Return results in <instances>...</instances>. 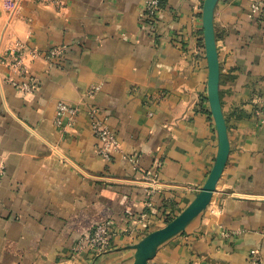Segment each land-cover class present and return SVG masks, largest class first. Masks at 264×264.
<instances>
[{
	"label": "crops",
	"instance_id": "obj_1",
	"mask_svg": "<svg viewBox=\"0 0 264 264\" xmlns=\"http://www.w3.org/2000/svg\"><path fill=\"white\" fill-rule=\"evenodd\" d=\"M159 1L151 29L143 0H0V264H134L135 245L202 189L218 153L204 0ZM249 5L219 0L213 15L226 165L208 206L149 263L251 264L255 249L264 264V17L250 18ZM16 44L40 83L30 94L9 83ZM51 49L62 55L47 60ZM91 85L100 90L89 99ZM58 100L81 109L65 129L54 124ZM86 104L140 156L136 169L96 154ZM106 219L129 232L102 255L75 254Z\"/></svg>",
	"mask_w": 264,
	"mask_h": 264
},
{
	"label": "built area",
	"instance_id": "obj_2",
	"mask_svg": "<svg viewBox=\"0 0 264 264\" xmlns=\"http://www.w3.org/2000/svg\"><path fill=\"white\" fill-rule=\"evenodd\" d=\"M44 1L54 2L55 0ZM143 1L144 9L141 18L144 23L146 22L147 25L153 29L160 18V1ZM249 17H264V0H250ZM23 50L24 48L22 46L16 44L15 47L8 51V56H6L4 60L12 74L9 78V83L23 93L30 94L38 90L40 83L38 79L28 71L23 59ZM27 50L31 58L40 56V53L36 49ZM43 55L47 60L52 61L56 57H60L62 52L58 49H51ZM99 90L100 85H91L87 89L85 95L87 98L92 99ZM80 110V106L77 104L58 100L56 103L54 124L57 127L65 129L74 122L79 115ZM86 114L89 119L93 137L97 141L96 154L106 163L113 161L116 156L120 155L131 168L136 169L138 167L140 156L136 153L129 154L123 152L122 146L118 141L115 132L108 125L106 118L101 116L98 106L95 104H86ZM156 166L159 167L160 165L157 164ZM2 173L3 172L0 170V175ZM148 176L156 179L157 173L156 171H153ZM118 229L121 230L122 234H127L129 232L127 225L115 222L112 219H106L96 223L88 233L78 240L73 252L75 254L88 252L94 256L102 255L110 249L112 238L116 234H119ZM226 235L227 234L224 233V236ZM249 254L251 264H260L257 250L252 249Z\"/></svg>",
	"mask_w": 264,
	"mask_h": 264
},
{
	"label": "water",
	"instance_id": "obj_3",
	"mask_svg": "<svg viewBox=\"0 0 264 264\" xmlns=\"http://www.w3.org/2000/svg\"><path fill=\"white\" fill-rule=\"evenodd\" d=\"M218 1L204 0L202 5L203 41L208 66L207 98L211 116L218 134V153L215 163L194 201L164 227L147 234L135 245L136 254L134 264H152L149 261L155 254L157 247L183 231L186 225L208 206L228 159L230 148L227 126L219 98V62L213 26L214 9Z\"/></svg>",
	"mask_w": 264,
	"mask_h": 264
},
{
	"label": "trees",
	"instance_id": "obj_4",
	"mask_svg": "<svg viewBox=\"0 0 264 264\" xmlns=\"http://www.w3.org/2000/svg\"><path fill=\"white\" fill-rule=\"evenodd\" d=\"M171 220H172V218L167 219V220H166V223H168V222L171 221Z\"/></svg>",
	"mask_w": 264,
	"mask_h": 264
}]
</instances>
